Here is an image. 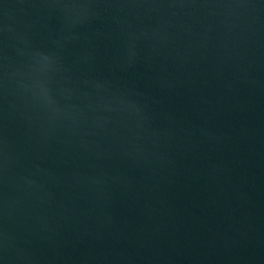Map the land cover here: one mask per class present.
Returning a JSON list of instances; mask_svg holds the SVG:
<instances>
[{"label":"water","instance_id":"water-1","mask_svg":"<svg viewBox=\"0 0 264 264\" xmlns=\"http://www.w3.org/2000/svg\"><path fill=\"white\" fill-rule=\"evenodd\" d=\"M0 264H264V0H0Z\"/></svg>","mask_w":264,"mask_h":264}]
</instances>
